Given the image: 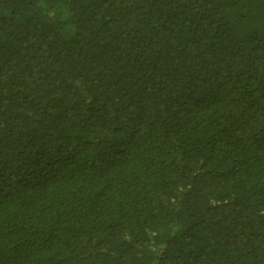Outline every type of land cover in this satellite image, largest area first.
Wrapping results in <instances>:
<instances>
[{"label": "trees", "instance_id": "1", "mask_svg": "<svg viewBox=\"0 0 264 264\" xmlns=\"http://www.w3.org/2000/svg\"><path fill=\"white\" fill-rule=\"evenodd\" d=\"M0 264H264V0H0Z\"/></svg>", "mask_w": 264, "mask_h": 264}]
</instances>
